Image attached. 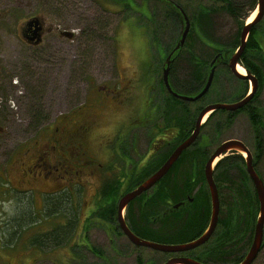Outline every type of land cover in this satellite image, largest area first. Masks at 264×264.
<instances>
[{
  "label": "flooded vegetation",
  "instance_id": "af4514ba",
  "mask_svg": "<svg viewBox=\"0 0 264 264\" xmlns=\"http://www.w3.org/2000/svg\"><path fill=\"white\" fill-rule=\"evenodd\" d=\"M94 1L103 8L111 5L109 0H0V181L6 183L0 186V194L8 195L11 204L4 221L15 225L8 233L11 237L20 234L18 224L31 223L37 196L44 220L57 218L58 226L65 227L67 212H81L83 192L92 190L85 199L83 219H88L102 204L101 192L106 187L112 192L105 195L107 222L126 239L118 225V201L153 175L187 140L203 109L192 105L210 88L197 101L185 102L168 92L163 77L147 70L123 68L119 72L115 64L103 65L102 70L89 65L82 55V39L95 30V13L88 8ZM84 23L86 30L71 29ZM178 56L168 83L174 93L182 95L175 92L182 84L173 71ZM171 98L179 103L173 105ZM106 115L114 117V125L92 144L98 120ZM203 124L167 173L123 210L124 223L137 238L147 233L165 240L191 235L184 242L189 243L209 227L212 214L205 168L220 144L215 145L216 138ZM215 163L211 170L218 192L220 171L219 162ZM50 201L56 203L55 208L48 209ZM218 203L217 225L209 240L182 253L159 252L163 263L188 258L211 264L209 243L218 225L225 222L219 192ZM86 222L82 221L83 232L89 225ZM83 241L91 249L86 237ZM222 246L226 260L230 258L227 242Z\"/></svg>",
  "mask_w": 264,
  "mask_h": 264
},
{
  "label": "rangeland",
  "instance_id": "374dc122",
  "mask_svg": "<svg viewBox=\"0 0 264 264\" xmlns=\"http://www.w3.org/2000/svg\"><path fill=\"white\" fill-rule=\"evenodd\" d=\"M126 1L127 3L125 4L129 5L127 9L109 4V7H104L106 8L104 12L102 5L96 1L88 7L89 10L94 11L95 21L96 24H98L96 28L98 27L100 31L96 33L93 30L90 36L86 38L83 37L82 45L84 47L82 55L85 57L84 60L87 61L88 59L89 65H94V67L97 68L99 66L100 70L103 69V65H108L107 67H109V65L113 66V64H115L119 72L123 68H128L130 71L138 70V72H146L147 70L152 75L162 78L165 56L168 50H171V47L175 43L174 41L183 33L184 24L181 22L177 27L174 23L171 24L169 20L165 19L164 7L168 6L167 3L163 4L158 0ZM231 1L239 4L242 12H246L250 2L249 0ZM168 2L170 4L173 2L179 3L185 10L187 18L193 15V13L198 12L200 7H207L211 11L209 14L210 21L204 24L205 31L202 30V25L198 26L195 18L194 22L189 20V29H192V39H189L190 37L188 38L182 53L178 56L173 66V71L175 70L177 72L181 83L184 84L186 82L187 84L190 83V81L192 82V73L195 66L193 61L189 59L188 49H190V43L192 46L195 44L194 54L198 55L199 58H203V55L208 53L209 57H206V62L208 60L209 64L213 58L210 57V52L214 54L212 50L220 46L230 47L238 32V27L241 26V24H247L249 16L253 13L252 11H248L245 16L247 19L236 20L227 13L225 7L218 1L168 0ZM91 17L92 15L89 13V18ZM86 25L88 24L84 23L83 25L72 27L71 29L75 30L80 28L82 31L85 28L86 30L88 28ZM255 28L257 32L256 38L262 40V48H264V13L263 18L256 24ZM154 31L157 32V36H154ZM200 32L204 34L200 35L199 39ZM196 35H198L197 38ZM151 40H153V43ZM69 46L70 48L74 47L72 44ZM191 49L194 50V47ZM72 52L73 48L69 55H72ZM213 73L215 76H213L214 78L211 81L207 96L197 101V103L192 106L204 108L208 104L215 103L230 105L242 94L245 87L249 90L250 82H248V80H244L246 84L239 82L240 80L234 77L223 65L217 66ZM258 103L264 114V84L258 98ZM187 104L190 105V103ZM113 119L114 117L112 118V115L111 117L108 115L100 117L98 120L99 128L91 137L92 144H95V140L98 142L102 134L109 133V128L114 125L115 120ZM215 138V145L221 144L226 140L235 139L248 147L251 154L255 151L253 129L247 115L243 112L237 114L231 124L223 130L219 137L215 136ZM236 154L240 155L238 152H236ZM230 155L231 153H227L221 156L220 159L216 160V163L220 162L222 158ZM227 171L224 179L223 177H217L219 181V201L221 203L220 215L221 219L225 221L227 219L225 214L230 204L233 203L235 199L240 201V209L241 203L243 207L245 206V200L242 195L245 185L241 186L240 182L245 181L249 191H254L251 180H248V178L244 176V172L246 171L245 164H243V166L235 165L233 167H228ZM261 175L263 177L262 179H264V169L261 170ZM7 178L10 179V176ZM5 184V182L0 181V186ZM91 194L92 190H86L82 193L83 200L79 203V207L82 210L78 215V220L87 221L86 223H89V225L87 224L88 226H86L85 232L83 233L81 227L84 223L82 224L81 221L74 230V237L71 238L70 241L76 246H83V234V236L87 238V241L90 242V245L100 251L96 256L85 247L73 248L71 244H65L62 247H54L53 244L51 246L48 243L43 245H38L36 243L41 241L42 238L40 235H44V233L49 234L51 229L59 224L57 218H51L50 222L44 220L45 214L39 207V200H37L38 196L37 199H33L35 200L33 206L34 217L31 223H29V226L27 224L22 225L19 229L20 234L11 237L8 233L14 230L15 225L8 221L4 222L5 219H7V209L11 204H8V195L3 196L0 194V212L4 209L6 213L4 214V212H2L0 215V218H2V220L0 219V264H163L162 254L151 249L136 248L128 239L116 233L113 226L110 225L107 220L98 219L96 216H93V214H90L88 219H83L87 214L86 205H88L85 199L88 200V196ZM148 197L149 196H147V198ZM246 207L248 206H245V209ZM244 210L242 212L244 213L242 219L245 217ZM251 211L253 210L251 209ZM258 213L257 206L256 215L248 227L249 229L251 226L254 229ZM11 224L13 225L12 227ZM262 233V245L258 251V256L251 264H264V228ZM191 238V235H184L182 238H171L166 240L160 238L155 239L153 242L159 245H181ZM252 238L253 231L250 236H248L246 242L241 244L240 249L237 251L238 254L245 255L247 253Z\"/></svg>",
  "mask_w": 264,
  "mask_h": 264
},
{
  "label": "trees",
  "instance_id": "16d2710c",
  "mask_svg": "<svg viewBox=\"0 0 264 264\" xmlns=\"http://www.w3.org/2000/svg\"><path fill=\"white\" fill-rule=\"evenodd\" d=\"M109 1L111 2V5H113L115 7L119 6V7L125 8V9H127L129 7V5L125 4V3H127L126 0H109ZM158 1L162 2L163 4L164 3L168 4V6L164 7V10H165L164 17L166 20H169V22L171 24L174 23V25L177 27L181 22H182V24H184V20H182V16H181L180 11H179V9L182 10L183 8L180 6L179 3L173 2L172 4H170L168 2V0H158ZM213 1L220 2L222 4V6L225 7V10L227 11V13L232 18H234L236 20L237 19L240 20V19H244V18L247 19V17H245L247 12L253 11L256 8V4H257V0H249L250 2H249V5H248L246 12H242L240 10L239 4H237L231 0H213ZM177 6L179 7V9H177ZM102 9L105 12L104 8H102ZM183 11L185 13L184 9H183ZM210 13H211V11L209 8L200 7V10L198 12L193 13V15H191L188 18V20L194 22V20L196 19L198 26L202 25L203 26L202 30L205 31L204 30L205 29L204 24L210 21V19H209ZM95 24H96V21H95ZM96 25H98V24H96ZM96 25H95L94 31L97 33V31L99 32L100 30H98V27L96 28ZM243 25L244 24H241V26L238 27L239 28L238 32H237V34L233 40V44L230 47L220 46V47H217L216 49L212 50L214 52V54L212 52H210L211 58L212 57L214 58L215 56L219 55V58L216 61L217 63L214 64L215 68H217V66H221V65H223L225 67L227 66L229 57L236 51V49L239 46V43H240L239 35H240V32L242 30ZM255 26H256V24L252 25L250 27V32H249V35L247 37L248 40L246 42L244 52L240 56V59H239L240 65L246 71L251 73L255 77L256 81L258 82V88L255 91V94L252 96L251 100L247 103V105L241 108V110L236 111V112H230V113H226V112L221 111V110L212 112L211 114H209V118L206 120V122L203 125L206 127H209V128H206V131L209 135H211L213 137H215V136L219 137V135L223 132V130L231 124L232 120L237 116V114H240L241 112L245 113V115H247V117L249 119V123L253 129V136H254V143H255L254 144L255 151L253 153L254 161L252 162L253 168L256 170L260 179H262L263 177L261 175V170L264 169L263 168V166H264V114H263L261 108L259 107L258 98L261 94V89H262L263 84H264V48H262V42H261L262 40H259L258 38H256L257 32H256ZM92 33H93V31H92ZM203 34L204 33L200 32L199 39H200V35H203ZM154 36H157L156 31H154ZM191 36H192V29H189V32H188L186 39H185L184 46H185L189 37H190L189 39H192ZM197 36L198 35H196V38H197ZM179 38L180 37H178L177 40L174 41L175 43L171 47V50H168V51L171 52L173 50L174 46L178 43L177 41L179 40ZM151 42L153 43V40H151ZM184 46L177 52L178 54H176L174 56V58L182 53ZM207 46H209V45H207ZM192 47H194V50L191 49ZM188 53H189V59L192 60L193 63L195 64L194 69H193V73H192L193 79H192V82L190 81V83H188V84H187V82L185 84L182 83L181 87L179 86V90L175 91V92H178L179 94H182L184 96H186V95H192V96L194 95L195 96L205 86L207 77L209 75L210 68L212 66H211V61L209 62V64H208V60L206 62V57H209L208 53L203 55V58H201V57L199 58L198 55L194 54L195 53V44H194V46H192L190 43V49H188ZM214 76H215V74H214ZM239 82L246 84V82L244 80H241V79ZM245 89H246V87H245ZM245 94H246L245 90L243 89L242 94H240L236 98V101L241 100V98H243L245 96ZM206 96H207V94H206ZM171 100L173 101V105L176 103H179V101L177 99L174 100L171 98ZM183 104H185V103H183ZM168 105L173 106L171 102ZM243 164H245V160L243 158H241V155L236 154V152H232L230 156L222 158V160L219 162L217 170H219L220 172L218 173L217 176L223 177V179H224L225 175L228 172L227 171L228 167H233L235 165L243 166ZM239 171H240V169H239ZM241 175H242V173H241ZM244 176L246 178H248L246 171L244 172ZM242 180H244V179H242ZM262 181H263V185H264V179H262ZM240 185L241 186L245 185L244 192L242 193V195H243V198L245 200V206H248V207H246V209H245V206L243 207V205L241 203V209H240V201L238 199H235V201L230 204V207L227 210L226 221L224 222V224L218 225L217 230L214 233V237L212 238V242L209 243V245L211 246L209 249L210 256L212 257L211 260H209L211 262V264H238L245 257V256H243L244 254H238L237 251L240 249L241 244L246 242L248 236H250L251 232L253 231L252 226L250 229L248 227L250 226L252 220H254L253 219L254 216L256 215L258 201L256 199L255 191H253V192L249 191L248 186H247L245 181L240 182ZM109 193H112V192L110 190L106 189V187L101 192V195L103 197L102 201H101L102 204H100L98 206V208L96 209V211H94V213H93V216H96L98 219L108 220V218H107L108 214L106 213V211H107L106 206H109V200L107 199L108 201H106L105 195H107ZM114 205H115V201L112 200L111 201V207H113ZM64 206L68 210L69 203L67 202L66 199L64 202ZM55 207H56V203L54 201H50V203L48 204V209L55 208ZM251 209L253 211H251ZM243 210L245 212V217L242 219L243 214H244V213H242ZM240 211L242 213V216H241ZM51 216L52 215L50 213L49 218H51ZM65 218L67 220L65 227L64 226L61 227V226L57 225L56 227L51 229L49 234L44 233V235H40V237L42 239H41V241L36 242V243L38 245H41V244L43 245V244L48 243L51 246L53 244L54 247H62L65 244H68V245L71 244V246H73V248L74 247H78V248L79 247H83V248L85 247L89 252H91L95 256L97 255V253H100V251H98L97 248L91 247V249H89V247H87L86 245L76 246L75 244H72V242L70 240H71V238L74 237V230L76 229L77 223L79 221L78 220V214L72 210V212H67ZM17 227H19V228L22 227V224H18ZM248 229H249V232L247 233ZM84 237L85 236H83V234H82L83 240H84ZM152 237H154V236H152L151 233H147V234L140 236L141 239H144L147 241L150 240L152 242L155 239H157V238L153 239ZM190 240H188V241H190ZM69 241H70V243H69ZM188 241H186V242H188ZM225 241L227 242V246H228V256H230V258H226V260H224L225 255H223V251L225 250V248L223 249V246H222L225 243Z\"/></svg>",
  "mask_w": 264,
  "mask_h": 264
},
{
  "label": "water",
  "instance_id": "95a60500",
  "mask_svg": "<svg viewBox=\"0 0 264 264\" xmlns=\"http://www.w3.org/2000/svg\"><path fill=\"white\" fill-rule=\"evenodd\" d=\"M177 9L179 7L177 6ZM180 14L182 16V20H184V27H183V33L181 34L178 43L174 46L173 50L171 51V54L168 55L164 60V68H163V82L165 86L167 87L168 92L174 96L177 97L183 101H197L198 99L202 98L206 92L208 91L211 81L214 76V64L216 63L217 59L219 58V55L215 56L211 60V68L209 71V75L207 77L205 86L199 91L195 96H182L174 93L169 86L168 83V73L171 67V63L174 60V56L178 54L177 52L184 46L185 38L189 32V25L190 22L184 13L183 9H179ZM256 12L254 18L252 21L248 22L247 24L243 25L242 30L239 35L240 43L236 51L229 57L228 59V69L236 77L238 80H248L250 82L249 90H247V94L241 98V100L236 101L234 103H231L230 105L218 103V104H208V106L204 107L200 110L198 113V118L196 120L194 131L191 133V135L188 136L187 140L182 142L178 145L177 148L174 149V151L167 157V159L164 161L163 165L153 174L151 175L146 181L142 182L141 185L136 187L135 190H132L130 192L125 193L122 198L117 203V218H118V225L119 228L122 230L124 236L126 239H129V241L136 247V248H146L151 249L157 252H164V253H182L186 251L193 250L194 248H197L204 244L209 238L211 237V234L214 232V229L216 227V222L218 219V210H219V203H218V192L216 191L215 183L212 179V170H211V163L213 161H216L217 159H220L221 156H224L227 153L232 152H238L240 155L242 154V158H245V169L248 176V179L251 180L253 190L256 194V199L258 201V216L255 221V226L253 229V238L250 243V247L247 250V253L244 255L245 257L243 260L238 264H251L256 257L258 256V251L261 247V242L263 239V228H264V185L262 179H260L259 175L257 174L256 170L253 168V158L251 155L250 150L248 147H246L243 143H241L238 140L232 139V140H226L223 141L213 152L211 157L209 158V161L207 163V166L205 168V178L206 182L208 184V189L210 192V203H211V219L209 222V227L207 230L201 235L200 238H197L193 240V242L189 243H182L181 245H163V244H156L152 241H147L144 239L137 238L128 227H126L124 220L122 218V212L126 208V205L136 199V197L140 196L143 192H146L150 188H152L157 181L162 178L168 171V169L176 162L180 154L187 149L194 141L195 138L199 134L200 125L203 124L207 118L209 117V114L215 111L224 110L227 112L230 111H236L241 109L242 107L246 106L247 103L251 100L252 96L255 94V91L258 87V82L256 81L255 77L246 71L245 75H242L236 71L237 67L239 66V59L240 56L244 52V48L247 42V37L250 32V27L252 25H255L259 23V21L263 18L264 13V0H257L256 8L252 11ZM163 264H201L195 260H191L188 258H177L172 259L166 263Z\"/></svg>",
  "mask_w": 264,
  "mask_h": 264
},
{
  "label": "bare ground",
  "instance_id": "6f19581e",
  "mask_svg": "<svg viewBox=\"0 0 264 264\" xmlns=\"http://www.w3.org/2000/svg\"><path fill=\"white\" fill-rule=\"evenodd\" d=\"M255 14H256V12H253V13L249 16V18H248V20H247V23L253 20ZM236 71H237L238 73L242 74V75H245V74H246V71H244V69L242 68L241 65H239V66L237 67Z\"/></svg>",
  "mask_w": 264,
  "mask_h": 264
}]
</instances>
